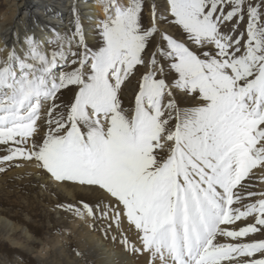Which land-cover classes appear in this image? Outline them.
Masks as SVG:
<instances>
[{"label":"snow or ice","instance_id":"1","mask_svg":"<svg viewBox=\"0 0 264 264\" xmlns=\"http://www.w3.org/2000/svg\"><path fill=\"white\" fill-rule=\"evenodd\" d=\"M101 2L95 49L76 20L0 59V163L34 159L56 182L105 192L107 203L68 209L109 228L127 221L149 264H264V239L244 240L264 230V191L253 190L264 171V0H166L183 41L159 32L155 3L144 25L145 0ZM145 66L129 113L120 93ZM69 87L70 105L57 104ZM177 93L199 103L181 108Z\"/></svg>","mask_w":264,"mask_h":264},{"label":"rangeland","instance_id":"2","mask_svg":"<svg viewBox=\"0 0 264 264\" xmlns=\"http://www.w3.org/2000/svg\"><path fill=\"white\" fill-rule=\"evenodd\" d=\"M153 3L161 18V22L157 24L159 32L183 41L185 37L182 30L173 23L166 11V0H145L142 23L148 25L152 22L149 5ZM96 26L97 24L93 25L96 39L91 42L85 40L90 49H95L101 42ZM230 27L231 25H226L225 30ZM243 28L242 23L240 29ZM154 44L155 40L148 45L144 53L146 58L155 50ZM147 70V66L137 67L135 75L123 85L120 96L123 107L129 110V113L139 88L140 78ZM75 91L74 87L61 91L56 103L70 105ZM176 101L181 108L199 103L198 97L184 93H177ZM46 131L47 125L41 120L37 141ZM168 151L169 145L166 144L164 149L159 150V155L165 157ZM3 154V149H0V155ZM0 169H3L0 170V218L3 217L0 219V264H73L75 261H79V264H97L95 257L81 255L77 240L80 237L78 231L83 223L106 240L111 236L110 230L114 229L109 228L108 220L90 216L83 210L78 214L68 209L70 204L78 206L82 202L90 205L103 203L105 200H102L95 190L89 192L90 195L77 188L76 185L81 186L77 183L56 182L46 170L38 167L34 159L18 158L7 164L0 163ZM88 195L92 198H87ZM112 235L114 237L115 232ZM128 242L131 246V242ZM63 244L72 249V255L68 254L67 248L61 247ZM121 246L125 247L124 244ZM133 254L136 262H139V255L136 252Z\"/></svg>","mask_w":264,"mask_h":264},{"label":"bare ground","instance_id":"3","mask_svg":"<svg viewBox=\"0 0 264 264\" xmlns=\"http://www.w3.org/2000/svg\"><path fill=\"white\" fill-rule=\"evenodd\" d=\"M103 16L101 0H0V59L6 58L13 47L17 51L21 50L22 46L27 43L26 36H34L38 42L53 40L57 34L63 36L69 33L76 20L82 25L85 40L91 42L96 39L93 25L98 24L99 19ZM41 46L48 48L50 45L42 43ZM47 106L45 103L44 111L47 110ZM253 181L254 191H264V171L257 170ZM76 187L87 193L95 190L98 196L105 200L103 203L108 202L109 198L101 190L78 185ZM69 192L72 193L71 190ZM86 197L92 198L89 195ZM251 222H253L252 218H246L230 227L239 228ZM112 228L114 230H110V238L105 240L82 223L80 229L77 228V230L79 229L78 235L80 237L77 240L81 255L95 257L97 264H149L147 253H137L139 262H136L133 257L134 252H132L131 246L139 247L137 232L134 227L130 228L125 221L119 229L115 225ZM114 232L115 239L112 235ZM125 238L131 242V246H121ZM257 239H264V230L259 234H250L244 238L246 241ZM61 247L67 248L68 254H73L72 249L68 248L67 244H63ZM72 263L79 264V261Z\"/></svg>","mask_w":264,"mask_h":264}]
</instances>
